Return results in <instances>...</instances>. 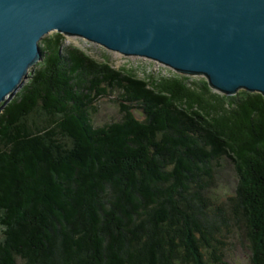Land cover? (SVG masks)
Masks as SVG:
<instances>
[{
	"label": "trees",
	"instance_id": "trees-1",
	"mask_svg": "<svg viewBox=\"0 0 264 264\" xmlns=\"http://www.w3.org/2000/svg\"><path fill=\"white\" fill-rule=\"evenodd\" d=\"M67 37L44 36L0 104V264H216L236 225L264 264V95L141 78ZM117 91L121 118L96 124ZM225 162L236 184L220 209Z\"/></svg>",
	"mask_w": 264,
	"mask_h": 264
},
{
	"label": "water",
	"instance_id": "water-1",
	"mask_svg": "<svg viewBox=\"0 0 264 264\" xmlns=\"http://www.w3.org/2000/svg\"><path fill=\"white\" fill-rule=\"evenodd\" d=\"M264 95V0H0V104L42 59L48 33Z\"/></svg>",
	"mask_w": 264,
	"mask_h": 264
},
{
	"label": "rangeland",
	"instance_id": "rangeland-1",
	"mask_svg": "<svg viewBox=\"0 0 264 264\" xmlns=\"http://www.w3.org/2000/svg\"><path fill=\"white\" fill-rule=\"evenodd\" d=\"M51 33L52 32L48 33L47 35ZM65 45L77 46L94 59L109 62V64L115 69H134L135 73L141 78H148L152 74L155 76L182 74L194 79L203 78L199 74H184L172 70L158 60L147 59L139 55H126L117 53L105 46L99 45L91 40H88L87 38L77 35L68 36L66 38ZM32 68L28 72V75L24 78V82L22 84L28 80V76L32 71ZM118 95L119 91L115 92L112 97H104L99 101V110L94 114L96 124L101 125L111 120H117L121 118L122 114L120 106L117 103ZM133 111L136 116L140 118L144 117V112L142 109L135 108ZM223 165L224 167L222 168V171H217L214 180L215 185H213L211 192L209 193L211 197L210 205L215 204V206H218L220 209H223L224 207L226 208V204L228 203L227 199L233 194L236 184V176L235 172L231 168L232 166L228 162H225ZM223 240L225 243L223 245L224 247L220 250L221 259L220 262L216 264H253L251 259L250 244L245 237L242 228L237 225L233 226L229 236L227 238L224 237Z\"/></svg>",
	"mask_w": 264,
	"mask_h": 264
}]
</instances>
